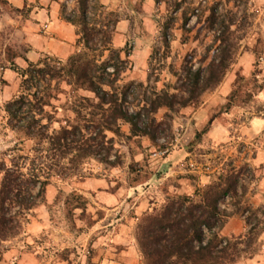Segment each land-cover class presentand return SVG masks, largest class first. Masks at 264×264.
Returning <instances> with one entry per match:
<instances>
[{
  "label": "rangeland",
  "instance_id": "1",
  "mask_svg": "<svg viewBox=\"0 0 264 264\" xmlns=\"http://www.w3.org/2000/svg\"><path fill=\"white\" fill-rule=\"evenodd\" d=\"M79 3L60 4L64 21L80 22ZM215 8L217 20L210 28L208 19ZM0 10L9 15L7 24L0 28V48H4L0 60V183L2 170L18 165L25 174L33 168L53 167L57 160L53 154H34L35 143L9 126L5 107L20 94L22 83L9 67L15 61L25 70L24 55H30L34 63L64 67L72 60L115 63L112 57L120 54L125 65L115 90L125 93L127 108L143 114L150 109V89L161 93L169 89L177 102L188 97L181 95L187 91L189 79L185 74L181 83L185 66L202 63L209 56L216 58L217 37L227 27V44L235 49L217 88L199 95L186 108L175 104L173 109L162 108L152 116L154 122L148 124V130L153 139L130 138L128 126H122L124 137L107 133L110 143L94 158L78 165L66 161L63 172L51 170L44 202L38 200L34 209L20 218V235L0 241V264H149L136 240L137 226L143 214L160 209L168 196H174L164 188L173 179L183 181L174 186L182 187L183 195L194 196L220 177L233 175L238 179L239 195L243 191L244 195L239 206L235 204L239 200H224L221 209L228 213L241 210L226 221L221 235L245 236L258 221L264 227V177L252 161L259 140L245 134L253 118L264 116V0H91L85 29L94 30L88 45L80 26L74 40H63L60 29H33L37 20L26 7H5L0 0ZM185 18L189 19L186 25ZM198 49L203 52L198 54ZM73 96L93 97L69 90L70 101L62 96L53 101L56 109H49L55 119L74 121ZM205 103L211 110L203 117ZM217 120L222 126L218 140L211 136ZM161 125H165L160 135L164 144L158 142L155 131ZM59 127L53 124L54 129ZM204 129H208L206 134ZM45 168L40 172L43 177ZM201 176L215 179L199 187L195 182ZM37 191L38 187L34 193ZM69 195L80 197L82 209H74L77 200ZM247 206L252 209L248 213ZM15 212L17 208L10 214ZM255 248L252 259L244 258L237 264H264V228Z\"/></svg>",
  "mask_w": 264,
  "mask_h": 264
},
{
  "label": "trees",
  "instance_id": "2",
  "mask_svg": "<svg viewBox=\"0 0 264 264\" xmlns=\"http://www.w3.org/2000/svg\"><path fill=\"white\" fill-rule=\"evenodd\" d=\"M79 6L80 22L67 21L74 25L79 24L82 28L83 40L88 45L94 29L85 31L86 11L82 0ZM216 15L217 9H212L208 19L210 28L217 20ZM188 20V18L184 19V25ZM229 34L230 28L227 27L217 37L220 42L219 54L208 65L211 71L207 73V77H203L202 87L200 86L202 69L188 75V85L191 82L193 89L199 87V95L221 84L234 59L235 49L227 44ZM112 58L115 63L108 61L102 65L94 61L72 60L67 66L61 67L60 72L55 71L56 66L34 63L28 60L26 55L22 58L27 65L25 70H20L13 60L9 70L16 73L22 79V83L20 94L5 107L9 126L15 133H23L28 140L35 143L34 154H53L57 160L53 167L43 166L39 170L33 168L30 173L25 174L18 165L2 170L4 175L0 183L1 242H8L20 235L22 231L20 218L33 210L38 200L44 202L46 188L50 185L52 177L51 170L63 172L66 169L63 163L66 161H69L70 165H78L86 159L94 158L107 143H110L107 133L124 137L122 126H128L130 138L153 139V133L148 130L149 126L146 122L149 120L151 123L154 122L152 116L157 112L152 111V105L155 101L150 103L148 113L151 115L143 119L145 123L141 121V112H134L128 116L126 111L116 107L126 104L125 93H118L115 90L125 62L120 59V54ZM107 67H113L115 71L107 73ZM99 71L102 73L99 74ZM69 90L72 93L87 92L93 97L73 96L71 110L74 121H58L49 109H56L53 101H60L62 96L67 97ZM164 94L168 95V93ZM194 94V92L189 93L186 99H181L179 102L176 101L175 95H170L169 104L163 108L173 109L175 104L186 108L198 98L199 95L193 99ZM70 100L67 97V101ZM106 102L111 106L105 108ZM83 112L87 114L84 115ZM54 123L60 125L59 129L53 128ZM207 132L208 129L203 130V134ZM106 149L109 154L111 149L109 147ZM43 168L47 171L46 177L40 173L43 172ZM37 187L38 191L34 193ZM237 188L236 177L222 176L215 183L197 190L194 196H168L160 209L143 214L136 233L143 258L149 264H169L170 258L175 256L176 260L171 264H192V254L188 245L192 237L200 235L198 226L204 223L209 225L210 231L212 228L216 229L214 239L217 242L207 249L201 248L199 260L202 264H237L241 259H252L256 253L255 244L258 236L264 228L260 227L263 224L261 221L251 226L250 218H247L246 223L251 227L245 236L226 238L221 235L226 221L234 214H238L241 209H238L237 213H228L216 207L217 202L223 203L227 198L239 200L244 195V191L239 195ZM68 197L77 200L74 209H82V203H79L80 197L75 195ZM240 202L239 200L235 204L239 206ZM14 208H17V212L11 215V209ZM250 210H252L250 206H247L245 212L248 213ZM190 230L191 237L188 235Z\"/></svg>",
  "mask_w": 264,
  "mask_h": 264
},
{
  "label": "clouds",
  "instance_id": "3",
  "mask_svg": "<svg viewBox=\"0 0 264 264\" xmlns=\"http://www.w3.org/2000/svg\"><path fill=\"white\" fill-rule=\"evenodd\" d=\"M64 2H68V0H64ZM73 2L79 3V0H73ZM82 2L85 5V11H86V17L87 15H90V13H88L87 11V6L88 4L91 2V0H82ZM69 12H71V9H69ZM76 16H79V7H77V11H76ZM85 22H87V20H85ZM193 23H195V21L193 20ZM77 27L79 28V24L77 25ZM85 31H87V29H85ZM203 49H198V54L202 53ZM3 53H4V48H0V60L3 59ZM212 57L209 56L207 60H205L202 63H192L189 65H186L183 73L181 74V83L183 84V76L185 74L187 75H192L197 73L198 69H204V71L200 72V77H201V82H200V86L202 87V83H203V77L209 72L211 71L210 68H208V64L211 63ZM6 63V61H4ZM22 63V62H21ZM165 64H167V61H164ZM61 65H56L55 71L56 72H60L61 71ZM115 71V69L113 67H107V73H113ZM187 88V91L185 93H181V95H188L189 93L194 92L195 94L193 95V99L196 98V96L199 95V87L197 89H193L191 86V82L189 85L185 86ZM153 92H156L157 94L155 96H153ZM165 93H168V95H165L164 93L159 92L158 90H156L155 88L150 89L148 91L147 94V98L149 99V103H152V101L154 100L155 103L152 105V111H156L159 112L160 109H162L163 107L167 106L169 104V98L171 95V91L169 89H165L164 90ZM262 96H264V93H261ZM71 99V98H70ZM112 100L114 101L115 98L113 97ZM140 101H138L139 103ZM111 104L107 103L105 104V108L110 107ZM116 107L122 108L124 111H126V114L128 116H131L136 109L135 108H127L126 106H120V105H116ZM87 113H85L86 115ZM145 115L150 116L151 114L148 112H145L143 114H141V121L142 123H145L143 120V117ZM147 124H151V121H147ZM167 123H171V121H167ZM152 127H155L154 125ZM165 128V125H161L159 128H156V135H157V139L158 142L160 144H164L165 141L163 139H160V135L161 132L163 131V129ZM123 151H127V148H125ZM218 174V173H217ZM171 175V172L168 173L167 176L164 177V180H168V176ZM215 177L210 176L209 179H204L203 176H201L199 178V180H197L195 182V184L199 187H204L205 185H207L208 183H210L212 180H214ZM183 181L181 180H176L173 179L172 181H170L169 183L164 185V188L167 189V192L169 194L175 195V196H180L184 194V189L182 187H174L175 185H179L182 184ZM216 207L218 208H223L224 204L217 202ZM229 212L232 211V208H228L227 209ZM199 236L198 237H192L190 239L188 248L191 250V254H192V264H202V262L199 260V254H200V250L201 248H205L207 249L208 247H210L211 245H215L216 244V240L214 239V236L216 234V229L212 228L211 231L209 230V225L201 223L199 226ZM189 237H191V230L189 232ZM176 257L172 256L170 258L169 264H171L172 261H175Z\"/></svg>",
  "mask_w": 264,
  "mask_h": 264
},
{
  "label": "crops",
  "instance_id": "4",
  "mask_svg": "<svg viewBox=\"0 0 264 264\" xmlns=\"http://www.w3.org/2000/svg\"><path fill=\"white\" fill-rule=\"evenodd\" d=\"M2 2L5 7L9 6L14 9L26 7L29 10H32V17L37 20L36 23L34 22L35 24L32 25L33 29H45L46 31L51 32H58L60 29V36L63 40H70L71 38V40H74V38H76L75 29L79 28L77 25L63 20L61 17L62 5L60 6V4L63 3L67 4L69 2H73V0H68V2H64V0H2ZM0 11V28H3V26L7 24L9 15L6 11ZM29 29H31V27ZM64 29L68 30L65 31ZM68 37H70V39H68ZM26 57L28 60L34 62L30 55L27 54ZM16 65L19 66L18 62H16ZM210 106L211 105L208 103L203 105V117L205 113L211 110ZM220 129H222L221 121L219 122L217 120L214 124V129L212 130L213 132L211 133V136L217 138H215L216 140L221 138ZM245 134L250 138H256L259 140L257 142L258 144L257 151L255 152V158L252 161L257 167L261 168L262 175L264 177V116L253 118Z\"/></svg>",
  "mask_w": 264,
  "mask_h": 264
}]
</instances>
